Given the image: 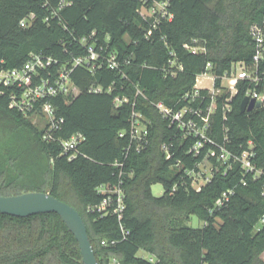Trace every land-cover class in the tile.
Instances as JSON below:
<instances>
[{
    "label": "trees",
    "instance_id": "1",
    "mask_svg": "<svg viewBox=\"0 0 264 264\" xmlns=\"http://www.w3.org/2000/svg\"><path fill=\"white\" fill-rule=\"evenodd\" d=\"M161 1L168 2L170 20L139 14ZM263 16L264 0H0V70L19 67L35 53L57 59L51 70L71 67L92 43L102 55L115 53L119 64L116 69L104 62L94 70L72 68L73 92L50 99L56 117L63 118L52 140L44 139L47 123L37 126L10 107L11 88L0 87V195L44 191L73 206L98 264H112V258L119 264H264L259 259L264 251V107L241 112L244 91L238 87L224 119V95L218 97L205 132L213 144L205 143L194 155L189 148L198 137L185 136L153 105L162 101L176 110L187 104L178 99L192 89L207 62L216 74L234 62H250L255 46L249 26ZM192 40L204 50L183 47ZM173 57L182 65L175 76L168 64ZM94 87L102 92H93ZM117 98L127 101L117 105ZM208 101L193 105L204 114ZM133 112L142 114L148 129L141 145L129 136ZM75 133L84 140L68 159L59 140ZM249 141L251 163L261 171L257 177L239 162L230 159L228 168L217 159L220 146L239 155ZM203 162L212 176L196 190L191 172H199ZM119 180L125 193L121 218L113 206L106 214L92 210L104 197L96 188ZM155 183L164 187L160 197L151 192ZM192 215L204 225H186ZM140 250L149 256L138 255ZM0 264L83 263L74 236L57 214L0 213Z\"/></svg>",
    "mask_w": 264,
    "mask_h": 264
},
{
    "label": "built area",
    "instance_id": "2",
    "mask_svg": "<svg viewBox=\"0 0 264 264\" xmlns=\"http://www.w3.org/2000/svg\"><path fill=\"white\" fill-rule=\"evenodd\" d=\"M167 3V1L154 2L149 8L151 9L149 16L156 15V18L167 16V19L170 20L172 14L167 10ZM140 14L143 18L149 17L144 16L141 12ZM32 16V14L29 15V18H32ZM27 22L28 19L25 18L19 24L24 27ZM248 33L255 46V51L250 62H234L229 69L221 74L214 73L212 71V64L207 62L204 71L197 75V77L202 76L207 81V84L204 86L196 85V77L192 89L178 99V101L184 100L187 104L175 110L165 105L162 101L153 103L160 115L181 128L185 136L193 135L198 137L196 142L189 148V153L196 155L205 143L213 144V141L205 132L209 126V118L215 111L218 97L224 95L222 102L224 119L226 114L231 111V101L233 96L238 92V87L243 88V98L246 97L248 101L253 100V103L258 102L260 104L259 107H264V16L260 22L249 26ZM81 42L86 43V38H82ZM196 42V40H192L191 43H184L183 47L192 53L202 52L204 48L196 45ZM170 53L174 55L173 52L170 51ZM103 62L106 63L109 69H116L119 65L115 53L102 55L95 49L93 43L86 47V54L73 58L71 67L58 66L56 70H51V67H55L54 65L58 63L57 59L35 53L31 54L19 67L0 70V87L11 88L10 107L16 108L30 118L40 117L47 123L48 126L44 139L52 140L53 132L60 128L63 118L56 117L55 107L50 102V99L59 95L67 96L73 92L75 86L69 77L73 67L86 66L89 70H94L96 67L102 66ZM168 64L172 76H175L179 70H182V65L177 61L176 57L169 59ZM42 72H46V74L43 75ZM91 90L95 93L102 92L100 87H94ZM204 91L205 94L202 93ZM1 92L2 90H0V94ZM138 93L142 94L140 90H137ZM207 98L209 101L205 105L204 114H202V107L200 105L195 107L193 103L196 101L202 103ZM125 101L127 99L117 98V105ZM142 120L143 116L141 113H132L129 136L131 140H136L140 145L142 142H147L146 136L148 135V129ZM124 133V131L119 132V136H123ZM83 140L84 136L80 133H75L68 139L59 140L62 153L67 155L68 159L73 158L78 144ZM139 144L138 149L140 148ZM248 144V149L242 151L239 155H233L225 147L220 146L217 159L227 163L228 168L231 166L230 159L233 162H239L245 172H251L257 177L261 174V171L255 169L251 163L250 158L253 156V152L251 150V142L249 141ZM161 148L165 153V158H169L168 145L162 143ZM209 153L210 155L215 154L214 150H210ZM201 164L199 165V172L196 174L191 172L192 184L196 190H199L201 185L210 179L208 176L201 175L203 173ZM198 177L202 178L203 183L195 186L194 183H196ZM96 190L97 193L103 194L104 197L98 205L91 209L106 214L108 208L113 206L112 212L117 214L118 219H120L124 210L125 198L122 181L119 180L112 186L100 185ZM225 196L226 193H223V197ZM220 203L219 201L218 205ZM101 243L104 245L105 240H102ZM112 264H119V262L115 258H112Z\"/></svg>",
    "mask_w": 264,
    "mask_h": 264
},
{
    "label": "water",
    "instance_id": "3",
    "mask_svg": "<svg viewBox=\"0 0 264 264\" xmlns=\"http://www.w3.org/2000/svg\"><path fill=\"white\" fill-rule=\"evenodd\" d=\"M260 104L242 98L241 112L258 108ZM0 213L15 217H27L39 213H55L74 236L83 264H98L89 240L85 222L79 212L68 203L44 191H27L14 195H0Z\"/></svg>",
    "mask_w": 264,
    "mask_h": 264
},
{
    "label": "rangeland",
    "instance_id": "4",
    "mask_svg": "<svg viewBox=\"0 0 264 264\" xmlns=\"http://www.w3.org/2000/svg\"><path fill=\"white\" fill-rule=\"evenodd\" d=\"M140 12L144 16H149L151 14V9H149V8H142L140 10ZM140 12H139V14H140ZM206 84H207V81L202 76H198L197 77L196 85H198V86H204ZM31 121L34 124H36L37 126H40V127L44 123V121L40 117L31 118ZM201 170L205 174V176H208L209 178L212 176L211 175L212 174V172H211V166L208 163L203 162L201 164ZM200 183H203V180H202L201 177H198L197 180H196V183H194V185L195 186H198V184H200ZM151 192H152L153 196L160 197L163 194V192H164V187H163L162 183L152 184V186H151ZM185 224L188 225V226H190V227L198 228V227H202L204 225V222L201 221L200 219H198L195 215H192L185 222ZM158 239L160 240L161 238H158ZM138 255L144 256V257H148L149 256L146 252H144L142 250H140L138 252ZM259 259L264 262V251L259 255Z\"/></svg>",
    "mask_w": 264,
    "mask_h": 264
}]
</instances>
